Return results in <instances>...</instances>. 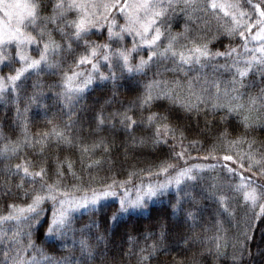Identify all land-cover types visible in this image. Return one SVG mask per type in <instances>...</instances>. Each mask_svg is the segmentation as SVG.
<instances>
[{
	"label": "snow or ice",
	"instance_id": "snow-or-ice-1",
	"mask_svg": "<svg viewBox=\"0 0 264 264\" xmlns=\"http://www.w3.org/2000/svg\"><path fill=\"white\" fill-rule=\"evenodd\" d=\"M97 87L104 103L81 105ZM49 99L67 119H47L33 132L28 114L35 107L47 116ZM0 104L14 106L9 130L18 132L13 138L0 125V160L38 157L2 169L19 179L0 182V264H97L110 233L161 200L170 211L142 233L144 245L128 236L126 256L136 264L168 250L172 231L201 224L205 200L215 206L213 226L183 243L203 245L198 255L213 264H257V257L264 264V247L253 250L264 221V142L249 135L264 132V0H0ZM193 116L205 139H188ZM117 146L125 160L132 149L167 153L144 168L131 165L123 180L113 171L87 184L62 155L75 149L82 168L111 171Z\"/></svg>",
	"mask_w": 264,
	"mask_h": 264
},
{
	"label": "trees",
	"instance_id": "trees-1",
	"mask_svg": "<svg viewBox=\"0 0 264 264\" xmlns=\"http://www.w3.org/2000/svg\"><path fill=\"white\" fill-rule=\"evenodd\" d=\"M254 2H260V0H254ZM177 30H179L177 28ZM92 39L97 40H103L105 39V36H92ZM235 43H239V40H236ZM215 47H220V45H214ZM222 62V61H221ZM107 71V69H105ZM33 80L36 78L33 77ZM42 79L45 81L51 82L50 78L47 76H44ZM254 79L259 80V77H255ZM261 85L257 84L255 88L250 89V91H258L259 87ZM45 91H48L45 89ZM50 95V93H49ZM131 97V94L121 90V98L125 101ZM105 93L100 88H93L89 89L86 93L83 100H81V105L85 106H93V105H100L104 103L105 99ZM46 103L49 105V112L48 115L45 116L42 112V110H38L35 107H33L32 111L29 112V117L31 118V129L33 132H38L44 128L47 127L46 120L47 119H53L54 122H61L65 119H67L66 116V109H63V107L56 103L54 104L51 99L47 100ZM21 107H23V103H21ZM109 111L111 109H108ZM39 113V114H37ZM219 115H223V113H219ZM14 118V106L8 105L4 106L3 104H0V125L4 126V130L6 132H9L10 135L15 138V135L13 134L10 129L11 121ZM81 119L87 120L89 119V116L86 113H81ZM196 117H188L186 119V123L188 124V128L185 130L188 132V139H205L203 135H201L197 129L196 126ZM204 116L199 117V129H204ZM207 119L209 121H214L215 117L209 113L207 116ZM234 123V122H233ZM88 125L85 124L84 128L85 131L87 130ZM218 125L215 123L209 125V136H212L215 134L216 128ZM229 127V130H232L233 125L229 124L227 125ZM139 134H145L144 132H140ZM250 136H254L258 141L264 142V132H262L259 129H256L249 133ZM125 139L124 135H118L116 138V143L119 145L121 141ZM187 143V141H185ZM205 147H207V141L205 143ZM167 153V148L163 149H156L153 150L151 148H142V149H132L129 151V156L125 160L123 157V148L117 146L113 153H112V160L115 162L114 167H112L111 171L108 170V166L104 165L100 169H87L81 167V163L79 160V153L77 150H65L62 155H67L72 161H74V169L76 173L79 176H82L84 178L85 183L87 184L89 182V176L99 180L103 177L110 176L112 172L117 173V178L123 180L126 178V170L131 165H136L139 168H144L148 164H155L158 162L159 159L165 158V154ZM204 155L205 152L203 150H200L199 153L197 151H193L192 155ZM101 153H97L95 157H92L93 159L99 158ZM28 157H31L32 159H38V157L34 156L31 152L28 153ZM28 157H25L23 154L18 159H13L12 161H3L0 160V182L4 180H9L10 183L15 184L18 181V177H8L6 176L2 169L4 167V164L6 163H20L21 160L26 159ZM68 183H75V180L69 179L67 181ZM139 182L138 180L136 181ZM205 210L201 213V221L202 223L197 225L195 229H190L187 224L179 230V231H172L168 240L166 243L169 245V249L166 251H161L156 254V256L151 260L150 264H176L177 261H183V264H189V260H194L196 264H213L212 259L207 256H199L198 253L202 250L203 245L193 242L189 244L183 243L181 237L189 234L192 231L204 233V229L210 228L213 226L215 222V217L213 215L212 208L215 206L211 201L205 200L204 202ZM113 207H118V204L114 205ZM170 209L167 207V201L161 200L157 201L155 204H150L148 206V209L140 213L139 215H134L130 219H126L124 223L119 225L114 233H110V240L106 243L105 246H102V251L100 258L97 260V264H102V261L107 260H113L114 258L119 260L121 264H136V258L135 257H127V251L132 245L128 242V236L133 235L137 236L139 238V244L144 245L145 238L142 235V233L146 231H153L155 230V223L158 217L166 215ZM244 215V210H238L236 220H241ZM250 215V212H249ZM88 217L85 216L84 219L81 221L87 222ZM224 227L229 230V233L235 231L234 224H228L225 222ZM264 221L258 222L256 225V233H255V243L253 244V250H255L256 247H264V240H262V237H264ZM102 230V229H101ZM211 234V233H207ZM37 242L41 243L43 242V236L39 235L37 237ZM147 243H151V240L147 241ZM45 247L48 248L49 251H54V249L49 246L45 245ZM138 251V249H134ZM63 254V253H60ZM219 264H224L223 261H220ZM257 264H261L260 258L257 257Z\"/></svg>",
	"mask_w": 264,
	"mask_h": 264
},
{
	"label": "rangeland",
	"instance_id": "rangeland-1",
	"mask_svg": "<svg viewBox=\"0 0 264 264\" xmlns=\"http://www.w3.org/2000/svg\"><path fill=\"white\" fill-rule=\"evenodd\" d=\"M253 2H254V0H253ZM121 22H123V21H121ZM147 210V209H146ZM146 210H142L140 213H143V212H145Z\"/></svg>",
	"mask_w": 264,
	"mask_h": 264
}]
</instances>
